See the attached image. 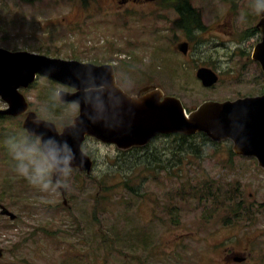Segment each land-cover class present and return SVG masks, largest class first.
Returning a JSON list of instances; mask_svg holds the SVG:
<instances>
[{"label": "rangeland", "instance_id": "rangeland-1", "mask_svg": "<svg viewBox=\"0 0 264 264\" xmlns=\"http://www.w3.org/2000/svg\"><path fill=\"white\" fill-rule=\"evenodd\" d=\"M99 2L0 0V47L115 62L125 89L154 82L192 111L205 101L264 92L263 75L248 60L256 45L249 31L258 18L257 0H192L204 29L193 33L186 57L176 49L185 34L166 30L161 20V13L177 20L175 12L128 5L114 13L118 7L107 0L105 10L93 9ZM200 67L214 69L221 81L203 88L196 78ZM61 89L39 77L22 91L59 129L79 113L76 104L60 102ZM6 107L0 99V109ZM7 117L0 137L5 131L22 136L20 121ZM9 140L0 150V204L18 219L0 215V264H264V170L255 159L230 156L229 142L204 143L200 135L190 147L160 136L123 153L88 139L84 150L96 166L89 175L73 172L66 208L59 191L41 193L15 172ZM237 202L248 216L232 212Z\"/></svg>", "mask_w": 264, "mask_h": 264}, {"label": "water", "instance_id": "water-1", "mask_svg": "<svg viewBox=\"0 0 264 264\" xmlns=\"http://www.w3.org/2000/svg\"><path fill=\"white\" fill-rule=\"evenodd\" d=\"M261 26L264 31V19ZM180 49L187 52V45H181ZM254 59L264 69V41L256 47ZM37 72L76 86L78 92H61L60 97L63 101H77L80 115L63 133L53 123L38 120L34 112L27 113L24 126L32 135H57L67 139L75 154V167L80 170L90 173L93 166L90 156L82 150L86 135L127 150L146 146L159 134L190 136L200 132L217 142L231 140L236 154L257 158L264 169V95L236 101H208L188 115L179 98L165 96L161 90L142 95L149 87L136 95L127 94L117 84L110 65L50 60L0 49V94L10 104V109L4 111L6 114L27 112L29 105L18 88L27 87ZM197 76L208 87L218 81L208 68L199 69Z\"/></svg>", "mask_w": 264, "mask_h": 264}, {"label": "clouds", "instance_id": "clouds-1", "mask_svg": "<svg viewBox=\"0 0 264 264\" xmlns=\"http://www.w3.org/2000/svg\"><path fill=\"white\" fill-rule=\"evenodd\" d=\"M255 8L257 12L264 10V0H257ZM8 149L15 172L39 192L54 194L70 187L75 154L67 139L57 135L20 136L8 141Z\"/></svg>", "mask_w": 264, "mask_h": 264}, {"label": "flooded vegetation", "instance_id": "flooded-vegetation-1", "mask_svg": "<svg viewBox=\"0 0 264 264\" xmlns=\"http://www.w3.org/2000/svg\"><path fill=\"white\" fill-rule=\"evenodd\" d=\"M144 1H149V0H114V2H117L118 4H120V6H125V5H128L130 3H143ZM173 14L174 16L177 17V20L175 19H172L171 17L169 16H165L164 13H161V20L163 23L166 24V30L168 31H176V30H180V31H191L190 29H195L196 28V23H197V18L195 16H191V17H186V16H189L191 15V13H171ZM185 16L187 18V21L186 20H183V23H182V19L181 17ZM261 21V13L259 15V18L256 20L255 24L252 26V29H250L249 32H252L253 35V39L256 41V44H258L259 42H261V40L263 39V32H262V29L259 28L258 24L260 23ZM167 22H168V25H167ZM182 24V25H181ZM214 26H216L217 28H220L222 25L220 23H216ZM190 37V36H189ZM184 40H181L179 41V44L181 42H186V44L189 43V46H188V51L185 52V54H183L185 57L189 55V53H192V45H191V39H193V37L191 36L189 39L188 38H183ZM178 44V45H179ZM177 45V46H178ZM248 60H252L251 57H248ZM253 61V60H252ZM253 63H256L253 61ZM259 65V63H257ZM260 66V65H259ZM260 69V68H259ZM118 66H116V73H117V76L119 75L118 73ZM148 86V85H147ZM147 86H144V87H139V88H136L134 90H127V92H129L130 94H137L139 92H141L145 87ZM71 90V89H69ZM144 94V93H143ZM235 260L237 261L238 259H240V256L238 257L237 254H233Z\"/></svg>", "mask_w": 264, "mask_h": 264}, {"label": "trees", "instance_id": "trees-1", "mask_svg": "<svg viewBox=\"0 0 264 264\" xmlns=\"http://www.w3.org/2000/svg\"><path fill=\"white\" fill-rule=\"evenodd\" d=\"M173 1V2H172ZM172 4H174V8L179 12V13H197L196 9H194L191 4L189 3V0H172ZM186 17H191V15L186 16ZM189 33V32H188ZM177 139H180L181 141H183V145H188L190 147H194L196 146L194 143H189L190 140L195 139L196 137H191L188 138L186 136H182V135H176L175 136ZM203 140L206 141L204 143L209 142V139L203 135ZM229 152L232 154V150L229 148ZM199 156H201L199 154ZM232 201V199L230 200ZM219 203H221L219 201ZM236 210H240V206L237 205L236 207H234Z\"/></svg>", "mask_w": 264, "mask_h": 264}]
</instances>
